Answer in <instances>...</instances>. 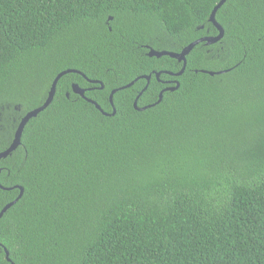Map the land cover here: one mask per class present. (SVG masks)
Wrapping results in <instances>:
<instances>
[{"label":"trees","instance_id":"1","mask_svg":"<svg viewBox=\"0 0 264 264\" xmlns=\"http://www.w3.org/2000/svg\"><path fill=\"white\" fill-rule=\"evenodd\" d=\"M220 1L0 0V153L84 76L0 159V264H264V0L147 56Z\"/></svg>","mask_w":264,"mask_h":264},{"label":"water","instance_id":"2","mask_svg":"<svg viewBox=\"0 0 264 264\" xmlns=\"http://www.w3.org/2000/svg\"><path fill=\"white\" fill-rule=\"evenodd\" d=\"M225 0H221L213 9V11L211 12V15L209 17V22H211L213 24V26L216 28V30L218 31V35L216 37H206V38H202V39H199V40H196L194 41L193 43L189 44L188 46H186L180 53L178 54H175V53H170V52H156L152 49H149L148 53H147V56L148 57H156V58H160L162 56H168L172 59H175L177 60L178 62H183L182 64V68L181 70L176 73V74H169V75H173V76H180L183 72H184V69H185V56L189 54V52L193 49L194 46H196L198 43L200 42H206L207 45L209 44H213L217 41H219L222 36H223V29L221 28V26L215 21V12L216 10L224 3ZM68 73H77V74H80L82 77H84L81 73L75 71V70H65L63 72H61L60 74H58L55 79L53 80L52 82V85H51V88H50V91L48 92V95H47V98L45 100V102L42 104V106H40L39 108H36L34 110H31L29 111L20 121L19 125H18V128L14 134V139L11 143V145L6 149L4 150L3 152L0 153V159L1 158H5L7 155H9L12 151H14L19 145H20V138H21V133H22V130L24 128V126L26 125V123L29 121V119L31 118H34L37 116L38 113H40L41 111H43L45 108H47L49 106V104L51 103V101L53 100V97H54V94H55V87L57 85V82L58 80L65 74H68ZM206 73V72H205ZM210 76H213L214 73L213 72H207ZM216 74H220L219 72L216 73ZM159 73L156 75L158 76ZM145 80H147V82H149V76H146V77H143ZM136 81V80H135ZM134 81L131 82L130 84L126 85L125 87H122L120 88L119 90L121 89H125V88H128L130 87L131 85H133ZM101 85V84H100ZM179 86V84L176 82V85L175 87H171V88H167L166 90H170V91H173L175 89H177ZM71 89H72V92L74 94H77L79 95L80 97H83V93L85 92L84 89H81L78 87V85L76 84H73L71 86ZM101 89H102V86H101ZM117 90H112L109 94V103L111 106H113L112 104V98H113V95L114 93L116 92ZM162 93V92H161ZM161 93L159 94V101L161 100ZM66 97H68V95L66 94ZM138 98V97H137ZM137 98L135 99L134 103H133V107L134 109H137L136 107V101H137ZM88 102L92 103L94 105V107L100 111L103 115L105 116H108L106 114H104L102 112V110L100 109V107L95 104L94 102H92L91 100H87ZM145 108H142V109H138V110H143ZM115 111L113 109L111 115H114ZM1 188V186H0ZM14 188L16 189H19L20 193L18 195V197L12 201L11 203L5 205L2 210L0 211V218L2 217V215L5 213V211L10 208L23 194V189L19 186H15ZM1 246V245H0ZM5 258L6 260L8 261V253L5 251Z\"/></svg>","mask_w":264,"mask_h":264},{"label":"flooded vegetation","instance_id":"3","mask_svg":"<svg viewBox=\"0 0 264 264\" xmlns=\"http://www.w3.org/2000/svg\"><path fill=\"white\" fill-rule=\"evenodd\" d=\"M170 83H172V82H170Z\"/></svg>","mask_w":264,"mask_h":264}]
</instances>
